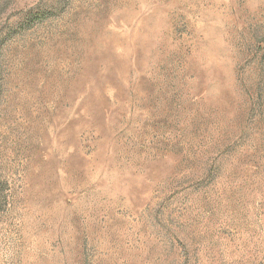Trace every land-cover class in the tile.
I'll list each match as a JSON object with an SVG mask.
<instances>
[{"label":"rangeland","instance_id":"rangeland-1","mask_svg":"<svg viewBox=\"0 0 264 264\" xmlns=\"http://www.w3.org/2000/svg\"><path fill=\"white\" fill-rule=\"evenodd\" d=\"M0 264H264V0H0Z\"/></svg>","mask_w":264,"mask_h":264},{"label":"trees","instance_id":"trees-1","mask_svg":"<svg viewBox=\"0 0 264 264\" xmlns=\"http://www.w3.org/2000/svg\"><path fill=\"white\" fill-rule=\"evenodd\" d=\"M27 21H35V20H33L34 18H37L38 20H41V19H43V18H45L46 16H45V14L44 13H39V14H34V13H29L28 15H27Z\"/></svg>","mask_w":264,"mask_h":264}]
</instances>
